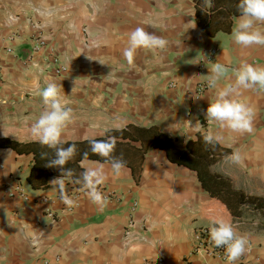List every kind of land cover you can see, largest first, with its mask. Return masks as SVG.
I'll return each mask as SVG.
<instances>
[{
    "label": "crops",
    "instance_id": "obj_1",
    "mask_svg": "<svg viewBox=\"0 0 264 264\" xmlns=\"http://www.w3.org/2000/svg\"><path fill=\"white\" fill-rule=\"evenodd\" d=\"M232 8V0H0V264H51L55 258L59 264H228L195 247L196 230L209 229L213 218L231 222L248 238L247 251L235 264H264V209L245 204L232 215L201 188L194 171L171 163L146 138L131 139L150 129L186 154L201 149L213 173L264 199V90L236 97L254 111L252 131L243 134L210 124L206 109L215 90L197 93V85L207 81L209 62L229 69L219 87L233 82L231 70L243 62L264 67V47L230 42L239 15H232ZM137 27L169 46L138 49L129 64L123 52ZM37 37L45 45L31 54ZM192 59L199 61L190 64ZM57 68L64 71L57 74ZM48 82L60 87L72 109L61 135L63 144L76 145V159L68 164L73 176L62 177L65 194L77 198L72 209L53 182L60 176L48 177L45 189H33L27 180L32 154L18 153L6 142H36L30 128L43 108L36 85ZM187 123H199L201 131ZM208 131L222 142L205 144ZM109 138L116 141L112 155L126 162L119 177L90 151L91 139ZM236 150L243 166L227 159ZM101 164L106 180L98 190L103 197L117 196L104 197L102 210L74 183L86 168ZM133 201L137 207L130 219ZM39 232L43 236L34 245Z\"/></svg>",
    "mask_w": 264,
    "mask_h": 264
},
{
    "label": "clouds",
    "instance_id": "obj_2",
    "mask_svg": "<svg viewBox=\"0 0 264 264\" xmlns=\"http://www.w3.org/2000/svg\"><path fill=\"white\" fill-rule=\"evenodd\" d=\"M236 10L239 15L231 32L230 42L243 48L264 47V30L260 27L264 25V0H238ZM191 27H195L194 21H192ZM91 46H98V41L94 40ZM168 46L169 41L165 38L155 33H149L143 27H137L129 34L123 55L131 64L138 49L156 51L166 49ZM195 61H199V59L190 60V64ZM208 64H210V68H208L207 86L215 90L216 99L209 103L206 109V120L210 124H218L220 129H227L233 133L251 132L254 111L236 97H239L244 90H264V67L243 62L239 67L231 70L233 82L219 87L218 81L229 69L219 62H209ZM36 88L43 108L41 114L31 124V136L39 144L55 150L54 157L48 160L45 166L61 170V176L53 182L58 186L61 201L71 207L74 202L65 194V180L62 177L71 178L73 176L72 170L64 166L74 157L76 145L73 143L66 148L58 147V145L63 143L62 132L73 119L72 109L67 106L68 102L62 98L60 87L57 84L48 82L44 88H40L37 84ZM187 124L195 132L201 131L199 123L195 126ZM203 140L205 144L215 146L222 142L223 137L208 131L204 133ZM89 143L90 151L104 158L105 162L110 164L112 174L119 177L126 168V162L122 158L112 155L115 149V138L91 139ZM84 155L87 157L88 154ZM227 159L233 164L243 166V157L238 150L232 152ZM105 180L104 165L101 164L99 167L86 168L74 183L80 184L88 198L102 210L104 197L98 190V186ZM208 234L214 247L224 249L228 264H235V261L247 251L248 238L239 235L231 222L213 218L209 222ZM42 236V232L34 234L32 243L38 244Z\"/></svg>",
    "mask_w": 264,
    "mask_h": 264
},
{
    "label": "trees",
    "instance_id": "obj_3",
    "mask_svg": "<svg viewBox=\"0 0 264 264\" xmlns=\"http://www.w3.org/2000/svg\"><path fill=\"white\" fill-rule=\"evenodd\" d=\"M233 1L232 15H238L236 4L238 0ZM217 15L220 16L222 13L220 10H216ZM141 133L136 136H131L133 140L146 138L149 140V146L151 148H158L164 150L167 154V158L171 163L176 165H182L196 173L197 180L201 188L209 194L210 197L216 198L221 201L230 213L235 216L237 210H240V206L248 204L254 209H264V199L249 196L243 191L235 188L232 182L216 173H213L210 169L211 159L205 154V151L190 149L189 154L177 149L165 135L155 132L153 133L150 129H140ZM149 133V134H148ZM169 141V142H168ZM9 142V146L18 153H30L33 156V165L31 171L27 177V180L33 189H45L47 187V179L50 176H61V170L59 168L46 167L45 164L48 160L54 157L55 150L50 149L47 146H43L38 142L18 143L14 141ZM199 143L198 140L195 143ZM5 144V143H4ZM3 147H6L5 145ZM70 144L62 143L58 147H68ZM191 145L188 144V149ZM76 159V153L71 160ZM70 161L64 166L69 169Z\"/></svg>",
    "mask_w": 264,
    "mask_h": 264
},
{
    "label": "built area",
    "instance_id": "obj_4",
    "mask_svg": "<svg viewBox=\"0 0 264 264\" xmlns=\"http://www.w3.org/2000/svg\"><path fill=\"white\" fill-rule=\"evenodd\" d=\"M45 45L44 43V40L37 37L34 39V43L32 44V47H31V54L35 53L36 51H38L41 47H43ZM7 52H11L10 49L7 50ZM56 73L57 74H60L64 71V69L62 68H57L56 70ZM172 87V85H170ZM210 88H208L207 86V81H204L202 83H199L197 85V93L198 94H202L203 92L209 90ZM15 191H17V196L22 199L24 202L27 201V197L26 195L16 189ZM104 197L106 199H116L117 196L114 194V193H105L104 194ZM73 200V205L71 207H68L69 209H72L73 206L76 204V197L74 195H72L71 197H69ZM136 207H137V204L136 202H131L128 206V213H129V218L131 219L133 217V214L135 213L136 211ZM47 215L49 217H52V213L50 212H47ZM194 240H195V247L198 251H202L210 256H214L222 261H225L226 260V256H225V252H224V249L223 248H216L214 247V245L211 243L210 239H209V234H208V229L207 228H204V227H201V228H198L195 232V235H194ZM51 264H59V260L58 258H55L54 261L51 263ZM157 264H161V261H159Z\"/></svg>",
    "mask_w": 264,
    "mask_h": 264
}]
</instances>
